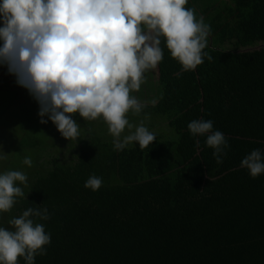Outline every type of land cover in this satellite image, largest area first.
Returning a JSON list of instances; mask_svg holds the SVG:
<instances>
[{"label": "trees", "instance_id": "1", "mask_svg": "<svg viewBox=\"0 0 264 264\" xmlns=\"http://www.w3.org/2000/svg\"><path fill=\"white\" fill-rule=\"evenodd\" d=\"M184 7L209 26L207 55L182 70L161 40L138 98L140 120L161 119L153 143L116 150L103 131L66 140L56 130L48 141L25 131L20 152L34 160L17 169L24 195L0 212V226L29 207L48 210L47 220L32 217L50 234L34 264H264V173L240 167L252 150L264 153V49L244 51L264 42V0ZM194 119L224 134L221 163L189 133ZM90 175L102 180L95 191L84 187Z\"/></svg>", "mask_w": 264, "mask_h": 264}, {"label": "clouds", "instance_id": "2", "mask_svg": "<svg viewBox=\"0 0 264 264\" xmlns=\"http://www.w3.org/2000/svg\"><path fill=\"white\" fill-rule=\"evenodd\" d=\"M186 3L0 0V66L35 100L39 122L51 121L66 140L79 136L80 126L72 118L78 114L84 120L101 117L116 150L133 142L147 147L155 140L154 133L142 123L133 130L126 113L142 109L130 91L138 90L143 74L162 60L161 40L182 70L194 69L207 55L202 50L209 26L185 8ZM126 127L130 131L122 136ZM187 129L194 137L204 136L216 162H222L227 141L211 120L194 119ZM23 163L30 166V158ZM240 167L253 178L264 173V153L252 150ZM17 182H26L21 171L0 172V212L24 195ZM101 183L99 176L90 175L84 187L95 191ZM32 217L43 221L49 213L40 205L29 207L8 221L10 229L0 226V264H18V257L24 264H34L36 255L45 254L50 234Z\"/></svg>", "mask_w": 264, "mask_h": 264}, {"label": "rangeland", "instance_id": "3", "mask_svg": "<svg viewBox=\"0 0 264 264\" xmlns=\"http://www.w3.org/2000/svg\"><path fill=\"white\" fill-rule=\"evenodd\" d=\"M253 47L244 49V51L264 49V42L257 43ZM148 81L149 78L146 71L143 74L139 89L130 91V95L135 96L137 100L138 98H143L145 95L143 90L146 88L147 85L145 84ZM37 113L38 105L35 100L32 99L26 89L15 83L14 76L8 74L6 67L0 66V172L9 171L14 168L24 172L27 171L26 167L29 165H25L23 159L28 155L25 152H20V144L25 138L26 130L28 132L33 131V135L39 133L40 136H45L47 141L55 136V133L57 134L56 128L51 121L45 124L39 122L40 118ZM139 114L134 112L126 113V118L133 125V130L136 125L141 123L149 131H156L161 128L159 124L161 119L152 125L154 121L149 119L150 122L147 123L140 120ZM72 118L82 131L97 130L107 133L109 137L112 136L108 131L106 122L101 117H97L95 120H84L78 114H73ZM44 119L47 120V117ZM129 131L126 127L121 135H126ZM51 134L53 135L51 136ZM132 144L135 143L133 142ZM30 160H34V158H30Z\"/></svg>", "mask_w": 264, "mask_h": 264}]
</instances>
